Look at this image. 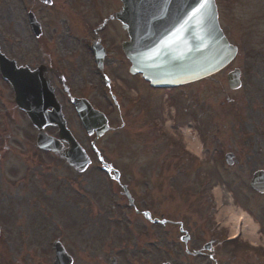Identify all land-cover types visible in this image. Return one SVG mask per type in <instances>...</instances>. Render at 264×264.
Masks as SVG:
<instances>
[{"label": "rangeland", "instance_id": "rangeland-1", "mask_svg": "<svg viewBox=\"0 0 264 264\" xmlns=\"http://www.w3.org/2000/svg\"><path fill=\"white\" fill-rule=\"evenodd\" d=\"M215 3L220 26L238 47V54L228 68L177 93L173 101H181L182 107L176 111L175 121L186 124L194 120L205 152L213 145L211 153L219 155L230 145L232 150L242 151L245 170L256 165L264 169V0ZM119 5L118 0H51L49 5L37 0H0V50L19 65L44 63L51 67L59 89L63 76L72 96L86 97L105 113L111 131L94 146L120 171L122 183L136 196L139 207L152 204L163 211L162 197L172 196L171 184L180 194L191 189L194 200L182 194L184 204L170 203L176 209L172 215L197 234L204 225L215 223L218 212L214 198L210 201L211 192L224 200V207L229 206L221 186L225 184L242 201L246 198L250 213L264 222V194L250 191V173L239 175L238 168L217 167L219 177L214 178L208 165L202 169L205 172L198 171L193 159L179 154L177 143H167L165 134L159 133L157 120L166 110L158 105L162 100L171 103L172 98L153 95L138 78L129 77L120 48L126 37L116 24L101 19L113 15ZM29 11L42 29L38 40L27 22ZM85 32L97 33L111 52L106 73L112 87L104 86L84 46ZM234 68L241 71V86L231 90L226 75ZM136 93H143L142 100L137 105L129 103ZM63 101L67 125L89 146L71 104L65 97ZM149 102L155 104L154 121L140 111ZM166 114L171 116L170 108ZM35 137L36 130L15 107L9 85L0 78V264H51L54 240L62 243L73 264H111L112 257L115 264L208 263L184 254L176 226L151 225L127 210L118 184L95 169L99 162L94 153L91 166L77 173L51 153L34 150ZM176 167L184 172L174 174ZM209 175L212 186L201 192L198 186ZM207 219L211 222H205ZM197 244L194 237L189 246Z\"/></svg>", "mask_w": 264, "mask_h": 264}, {"label": "water", "instance_id": "water-1", "mask_svg": "<svg viewBox=\"0 0 264 264\" xmlns=\"http://www.w3.org/2000/svg\"><path fill=\"white\" fill-rule=\"evenodd\" d=\"M121 1L122 10L116 14V18L129 35L130 40L122 47L132 64L130 71L142 73L153 86L172 87L199 80L223 68L236 53L218 27L213 0H210L207 9L194 18L192 13L199 0ZM0 71L13 86L17 106L28 114L39 130L48 123H58L60 130H65L56 104L52 112L38 105L54 102L50 89L35 86L36 82L47 85L46 81L27 73V69H15L14 62L1 54ZM89 110L90 113L81 107L79 113L87 125L93 122L90 131L95 129L100 135L106 129V123L102 117L96 119ZM60 137L68 141L69 149L61 150L58 143L43 134L38 137V145L54 151L73 167L83 169L87 158L82 157L80 149L69 139L66 131ZM258 176H254L251 185L262 191L264 179L259 180ZM70 263L69 257L59 254L53 264Z\"/></svg>", "mask_w": 264, "mask_h": 264}, {"label": "flooded vegetation", "instance_id": "flooded-vegetation-1", "mask_svg": "<svg viewBox=\"0 0 264 264\" xmlns=\"http://www.w3.org/2000/svg\"><path fill=\"white\" fill-rule=\"evenodd\" d=\"M110 52V50H109ZM108 52V55H109ZM111 53V52H110ZM106 61V56L104 58V61ZM44 63H39L38 65H42ZM45 65V64H44ZM46 66V70H45V75L47 77V79L49 80L50 85L52 86L55 95L57 96L59 102L61 103V105L63 104V98L60 97V94L63 93L64 95H66V97H68L69 99L72 98V96L70 95V89L69 87L65 84V78L60 77V83H58L59 87L57 86V77H55L53 75V71L51 69V67ZM57 73V72H56ZM55 73V74H56ZM146 90L150 93H152L153 95H159L160 93L158 91H154V90H150L148 88H146ZM142 94L143 93H137L136 94V98L135 100H131L129 99L128 102L129 103H133L134 105L139 104V102L142 100ZM139 95H141L140 99H139ZM127 99V98H125ZM149 99H153L151 97H149ZM175 100V98H173ZM173 104H175L176 102L173 101ZM155 101V100H154ZM160 101V100H159ZM232 102V101H231ZM128 103V104H129ZM143 103V102H142ZM179 103V101L177 102V104ZM233 103V102H232ZM176 104V105H177ZM163 107V102L160 101L158 107ZM154 107L155 104L154 102H149L147 104L146 110H140L141 114L144 115L145 112V117L153 120L154 119ZM163 110V109H160ZM163 112V111H162ZM161 119L164 118V114L162 113V115L159 116ZM160 119V120H161ZM154 121V120H153ZM178 120L175 121V119H173V126L172 129H175L178 125L177 123ZM160 121L157 120V123H159ZM156 127H159V133H163L164 129L161 127V125H157ZM194 128L198 131L199 126H197L196 124H194ZM168 130V129H167ZM200 133V131H199ZM166 136V142H170V138L169 136ZM173 138L175 139L174 142L177 143V145L179 146L178 152L179 154H183L184 156L186 155L188 158L193 159V162L197 166V170L198 171H204L202 169H205L204 165H208V170H209V174H212V172H215V176L219 177L218 173H220L218 171V169H216L217 167H225L228 170L232 169L233 171H235L234 169L238 168L236 170V173L239 175H244L246 173H250V179L252 177V175L258 171L261 170L262 168H257L256 166H252L251 171L249 170H245L246 167L243 165L244 163L242 162V157L240 156V154L242 153V151H234L231 149V146L228 145L227 152L221 153L219 152V155L213 154L211 153V149L213 147V145H211V147H209V149H207V152L202 156V157H194L192 156L187 150L186 147L183 143V139L182 137H175V134L172 135ZM249 143V139L247 138V140L244 141V145H248ZM169 148H172L171 146H169ZM177 154V153H175ZM229 155L227 162H231L230 164L232 165H222V161L223 159H225L224 155ZM194 157V158H193ZM257 164V163H255ZM234 167V168H232ZM184 169V168H183ZM174 170V174H180L182 171L184 172V170H180V168H173ZM113 172L115 173V169L112 167H108L106 169L105 174H113ZM120 172V171H119ZM182 172V173H183ZM205 172V171H204ZM206 180V177L204 178ZM249 179V181H250ZM212 180L213 178L211 177V175L207 176V180H206V187L212 185ZM248 181V183H249ZM120 183H118L119 185ZM214 185V184H213ZM172 190L169 189L170 194L171 195H164L162 197L163 200V207H165V209H162L163 211H160L158 209L155 210V206H153L152 204L149 205H142V207L138 206V202H137V198L135 196L132 197L131 201H130V205L127 206V210H131L133 211L134 214L136 215H140L141 217H143L145 219L146 222H148V224L150 223L151 225H153V223L158 220H160V223L162 226H168V225H173L177 227L178 232L180 233L179 236V240L181 241V244L184 246V254L192 257L194 259H197L199 261H207L208 263L206 264H264V231H263V224L264 222L261 219H257L256 217L255 220L258 222L259 227L261 229L260 232L261 235L258 236L257 240L254 242H251L247 239H244L241 235L235 236V237H228L226 236V234H222V228H217L215 227V224H210V225H204L203 226V230L199 229L197 234H194L192 232H190V230H187L185 227V223L184 221L180 220V218H175L172 214H174V211H176V209L174 208V206H171L172 204L170 202H174L177 203L179 201L183 202L181 200L182 198V194L184 196L188 195L189 199L194 200L195 198V194L193 192V190L189 189V190H184V191H189V194L183 193L180 194L174 187V185H170ZM221 186L227 190L228 192L231 193L233 202L235 204H237L238 206H240L243 210L248 211L250 213V210L247 208L246 205V198H243L244 201H242L237 194L232 193L231 191H229L228 187L225 184H221ZM200 188V189H199ZM198 190H200L201 192H203L201 190V186H198ZM148 191L150 192L149 188ZM205 192V191H204ZM169 196V197H168ZM178 198V199H175ZM188 199V198H187ZM189 199L186 201V205L189 201ZM152 201V199H151ZM129 202V199H128ZM184 204V202L182 203ZM179 212V211H178ZM211 222V220L207 219L205 222ZM169 227V226H168ZM222 234V235H221ZM262 236V241L263 244H260V238ZM194 237H196V241H198L199 244H197L196 246H189V243L194 239ZM189 246V247H188ZM188 264H195V263H188ZM205 264V263H202Z\"/></svg>", "mask_w": 264, "mask_h": 264}, {"label": "snow or ice", "instance_id": "snow-or-ice-1", "mask_svg": "<svg viewBox=\"0 0 264 264\" xmlns=\"http://www.w3.org/2000/svg\"><path fill=\"white\" fill-rule=\"evenodd\" d=\"M209 6H210V0H199L198 6L194 8L193 13H192L193 18L196 15L201 14Z\"/></svg>", "mask_w": 264, "mask_h": 264}, {"label": "bare ground", "instance_id": "bare-ground-1", "mask_svg": "<svg viewBox=\"0 0 264 264\" xmlns=\"http://www.w3.org/2000/svg\"><path fill=\"white\" fill-rule=\"evenodd\" d=\"M238 217H244V216L241 215V214L240 215L239 214L235 215V217H234V225H235ZM243 222H244V228L246 226V231L244 232V234L245 235L251 234L253 232V228L251 227L249 220L247 218H245V219L243 218ZM233 233H234V228L232 229V234Z\"/></svg>", "mask_w": 264, "mask_h": 264}]
</instances>
